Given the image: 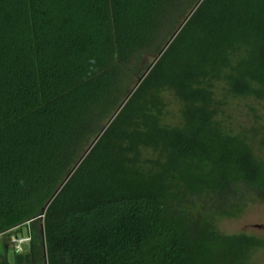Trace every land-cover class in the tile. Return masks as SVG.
I'll list each match as a JSON object with an SVG mask.
<instances>
[{
  "label": "trees",
  "instance_id": "1",
  "mask_svg": "<svg viewBox=\"0 0 264 264\" xmlns=\"http://www.w3.org/2000/svg\"><path fill=\"white\" fill-rule=\"evenodd\" d=\"M220 79L264 100V0H0V234L27 227L32 264H246L259 243L196 217L264 194L216 121ZM165 91L182 127L161 123Z\"/></svg>",
  "mask_w": 264,
  "mask_h": 264
},
{
  "label": "rangeland",
  "instance_id": "2",
  "mask_svg": "<svg viewBox=\"0 0 264 264\" xmlns=\"http://www.w3.org/2000/svg\"><path fill=\"white\" fill-rule=\"evenodd\" d=\"M186 16L177 20L172 31L166 35L164 45L160 49L154 53L142 54L129 67L131 78L126 81V95L134 90L141 76L155 62L163 46L169 42ZM212 90L214 106L217 111L216 121L220 128L230 135L243 139L264 166V100L250 96H234L229 92L226 81L223 79L215 81ZM126 95L122 98L125 99ZM162 99L165 107L161 123L168 127H182L184 124L183 104L168 91L162 93ZM107 122L104 121L103 124ZM239 189L242 197L236 206L228 210L226 215H218L212 206L208 207L204 204L197 206L196 217L210 218L216 230L221 234H244L254 239L259 243V246L247 252L246 264H264V194L245 185L239 186ZM239 208L240 211H238ZM233 212L236 213L229 214ZM20 231L18 236H25L27 227H22ZM28 249L29 247L24 246L21 254L29 252Z\"/></svg>",
  "mask_w": 264,
  "mask_h": 264
},
{
  "label": "crops",
  "instance_id": "3",
  "mask_svg": "<svg viewBox=\"0 0 264 264\" xmlns=\"http://www.w3.org/2000/svg\"><path fill=\"white\" fill-rule=\"evenodd\" d=\"M20 232L11 231L0 242V264H32L30 253L28 251L23 254L17 253L10 242V237Z\"/></svg>",
  "mask_w": 264,
  "mask_h": 264
},
{
  "label": "built area",
  "instance_id": "4",
  "mask_svg": "<svg viewBox=\"0 0 264 264\" xmlns=\"http://www.w3.org/2000/svg\"><path fill=\"white\" fill-rule=\"evenodd\" d=\"M10 232L11 231L0 234V242ZM10 242H11L14 250L17 253H21L23 251L24 246H28L30 244V242H31V235H30L29 231L27 230V234L25 236L12 235L10 237Z\"/></svg>",
  "mask_w": 264,
  "mask_h": 264
},
{
  "label": "water",
  "instance_id": "5",
  "mask_svg": "<svg viewBox=\"0 0 264 264\" xmlns=\"http://www.w3.org/2000/svg\"><path fill=\"white\" fill-rule=\"evenodd\" d=\"M172 39H173V37H172Z\"/></svg>",
  "mask_w": 264,
  "mask_h": 264
}]
</instances>
